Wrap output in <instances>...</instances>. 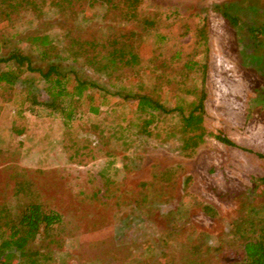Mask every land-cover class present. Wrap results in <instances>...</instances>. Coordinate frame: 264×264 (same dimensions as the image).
<instances>
[{"label": "rangeland", "instance_id": "obj_1", "mask_svg": "<svg viewBox=\"0 0 264 264\" xmlns=\"http://www.w3.org/2000/svg\"><path fill=\"white\" fill-rule=\"evenodd\" d=\"M224 2L235 3L239 27L214 10ZM73 4L75 12L64 19L58 7H45L40 20L27 8L0 15V57L15 49L30 54L28 35L59 33L62 23L72 37L99 42L87 48L92 59L86 51L73 57L70 39L60 42L62 58L33 59L34 67L53 63L60 73L97 85L79 98L52 103L38 72L25 71L13 86L0 84V218L29 201L59 212L62 222L30 244L55 264H187L196 259L188 243L202 244L207 264H229L230 221L250 207L262 215L264 49L253 60L257 47L247 24L256 11L264 22V0H142L131 19L114 7L108 12L100 0ZM201 17L208 25L205 140L185 152L180 116L156 115L146 123L131 94L149 93L169 107L192 100L184 91L199 86L198 76L180 82L179 71L200 51ZM114 39L129 45L121 69H115ZM7 65L0 63V71ZM219 133L237 146L211 136Z\"/></svg>", "mask_w": 264, "mask_h": 264}, {"label": "trees", "instance_id": "obj_2", "mask_svg": "<svg viewBox=\"0 0 264 264\" xmlns=\"http://www.w3.org/2000/svg\"><path fill=\"white\" fill-rule=\"evenodd\" d=\"M100 1L101 6L106 7L108 12L113 7L123 11L126 19L135 18L138 5L142 2V0H124L123 6L119 7L113 3V0ZM73 2L74 0H0V15L8 17L12 12L27 8L32 13L33 18L40 20L45 15V7H48V10L58 7L64 19L65 16H72L75 12L72 7ZM234 6H236L234 2H224L214 5L213 8L230 25L237 28L240 26V18L232 12ZM262 15L263 12L256 11L255 18L253 17L247 24V32L257 47L253 56V60L256 61L257 56L262 55L259 53V48L264 49V22L259 20ZM64 24L62 23V29L59 33L28 35L26 39L31 46L30 54L15 49L6 57H0V63L8 64L7 69L0 71V84L13 86L20 81V77L25 71L38 72L48 85L46 95L52 103L68 96L71 99L73 97L79 98L88 89L97 87L95 83L80 79L75 74L73 78H70L68 73H60L56 64L53 63H49L46 69L33 66V59L45 62L55 57L62 58L61 52L64 50H60V42L66 39H70L67 46H69L68 49L73 57H77L82 51H86L85 58L92 59L94 57L89 56L87 48H91L93 51L99 42L82 41L79 35L72 37L71 29ZM143 24L153 25L154 20L145 19ZM125 36L122 35L121 37H124L122 39L128 38ZM114 41L118 43V47L113 50L115 69H121L125 59L130 54L129 45L126 40L114 39ZM195 44L200 51L185 60L179 71L180 82L193 75L198 76L199 86L191 85L184 91L187 95L192 96V100L186 101L185 105L176 104L169 107L162 101L153 98L149 93L140 91L131 94V97L136 101L137 110L144 115L141 119L145 120L146 123H149V120H152L156 115L167 116L177 113L180 116L182 126L187 129L182 137L181 147L185 152L195 151L205 140L203 129L206 97L204 81L207 69L208 25L204 17L199 19L195 31ZM70 80H73L74 84L68 90L67 84ZM32 99H34L33 102H37L35 97ZM94 110L97 112V109ZM70 112L68 113L69 116H71ZM211 136L225 145L237 146L223 134H211ZM261 181H264V177L261 178ZM202 209L210 216L216 215L215 210L209 205H203ZM259 209L262 215L254 214L253 208L250 207L247 213L230 221L228 237L232 238L233 247L231 251L226 253L227 256L232 257V260L228 261L229 264H264V199ZM16 210L14 215L4 211L2 217L4 220L0 218L2 220L0 221V264H55L47 253L31 248L30 244L40 234H47L60 224L62 222L61 214L54 210L45 211L41 203L35 201L18 203ZM187 246V249L196 255V259L187 261V264H207L199 255V252L202 254L203 250L201 243H188Z\"/></svg>", "mask_w": 264, "mask_h": 264}]
</instances>
